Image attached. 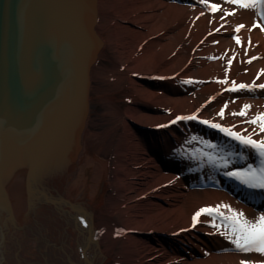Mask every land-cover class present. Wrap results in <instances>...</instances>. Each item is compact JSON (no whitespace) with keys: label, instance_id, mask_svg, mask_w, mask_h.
Returning <instances> with one entry per match:
<instances>
[{"label":"bare ground","instance_id":"6f19581e","mask_svg":"<svg viewBox=\"0 0 264 264\" xmlns=\"http://www.w3.org/2000/svg\"><path fill=\"white\" fill-rule=\"evenodd\" d=\"M94 19L98 48L79 149L53 194L58 203L23 237L0 236V264H85L82 253L90 264H264L262 253L237 252L219 217L202 215L192 227L196 211L220 204L249 220L264 215L211 182L239 161L261 167L259 155L201 123L259 132L244 121L264 113L263 21L228 0H95ZM98 75L103 89L92 99ZM233 82L253 87L223 91ZM94 101L102 122L90 133ZM244 105L246 116L232 115ZM194 111L196 119L176 121ZM23 173H10L4 186L17 228L32 204Z\"/></svg>","mask_w":264,"mask_h":264},{"label":"water","instance_id":"95a60500","mask_svg":"<svg viewBox=\"0 0 264 264\" xmlns=\"http://www.w3.org/2000/svg\"><path fill=\"white\" fill-rule=\"evenodd\" d=\"M94 8L95 0H0V236L23 237L59 201L53 194L79 149L88 110ZM17 171L32 198L19 228L4 193Z\"/></svg>","mask_w":264,"mask_h":264},{"label":"snow or ice","instance_id":"6c2138e0","mask_svg":"<svg viewBox=\"0 0 264 264\" xmlns=\"http://www.w3.org/2000/svg\"><path fill=\"white\" fill-rule=\"evenodd\" d=\"M229 3L234 5H238L240 8L244 9H256L260 8L264 10V0H228ZM207 3V0H205ZM210 10L215 12L218 10V6L213 4L210 5ZM228 15H234V13H228ZM259 25H254V27ZM244 25H239L235 29L236 32H239L241 28H244ZM261 30H264L262 28ZM219 31V29H217ZM236 42L239 44V37H236ZM255 59V57H253ZM251 61H249L250 63ZM264 74V73H262ZM226 83V81H224ZM253 85H245L240 84L236 85L233 82V86L231 87V91H238L244 89H250ZM259 87L264 89V84H260ZM227 107V105H225ZM250 108V105H244L243 108L239 112L232 113L235 116H246L247 109ZM221 118H223L224 111L223 109L219 113ZM196 119L195 115L186 116V117H177L178 120H194ZM176 121H172V123H176ZM245 123L256 125L259 129V132L254 128L252 133L245 136L241 132L233 131L231 128L222 127L220 124L210 123V121L204 120L201 123L210 124V126L214 129H218L220 132L225 133L228 137L237 141L240 145L253 149L261 158L262 166L259 169L253 168L249 166L244 170H235L228 171L225 173L228 177H233L239 180L242 184L247 185L250 188L264 189V138L262 139H253V135H259L260 133H264V113H259L253 118L244 121ZM235 127V126H233ZM247 131V129H245ZM209 147H215L214 145H209ZM228 166V162L226 161L224 167ZM221 209H226L230 215H226L224 211ZM208 216V217H219L221 220L225 221V223L229 226L232 236V243L238 250L241 251H256L264 254V215H260L253 220H249L244 216L243 212H237L233 210L229 205H216L215 207H204L200 208L196 211L192 217V227H196L198 223H200V217ZM211 226L214 228H220L221 225L215 223V221H211ZM222 235H227L226 232L221 233ZM241 264H245L244 261H241Z\"/></svg>","mask_w":264,"mask_h":264},{"label":"rangeland","instance_id":"374dc122","mask_svg":"<svg viewBox=\"0 0 264 264\" xmlns=\"http://www.w3.org/2000/svg\"><path fill=\"white\" fill-rule=\"evenodd\" d=\"M105 34V32H104ZM106 65L105 61H101L100 62V66L104 67ZM91 94H90V98L92 97V99H96L97 97H100V94L102 93V89H103V83H101L100 81V77L95 76V79L92 81L91 83ZM89 123H88V130L89 132L93 133V132H97L100 128V124H101V118L99 117L101 112H102V107L100 104L97 103V101L90 103L89 105Z\"/></svg>","mask_w":264,"mask_h":264}]
</instances>
